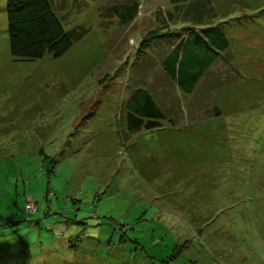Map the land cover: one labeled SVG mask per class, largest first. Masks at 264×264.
Wrapping results in <instances>:
<instances>
[{
    "label": "rangeland",
    "instance_id": "374dc122",
    "mask_svg": "<svg viewBox=\"0 0 264 264\" xmlns=\"http://www.w3.org/2000/svg\"><path fill=\"white\" fill-rule=\"evenodd\" d=\"M51 1L85 34L23 60L0 0V264H264V0H203L232 45L191 95L138 64L169 12L197 27L177 18L192 0ZM142 77L163 86L157 129L129 126Z\"/></svg>",
    "mask_w": 264,
    "mask_h": 264
},
{
    "label": "trees",
    "instance_id": "16d2710c",
    "mask_svg": "<svg viewBox=\"0 0 264 264\" xmlns=\"http://www.w3.org/2000/svg\"><path fill=\"white\" fill-rule=\"evenodd\" d=\"M182 1L171 0L177 8L179 5L180 8L184 6ZM205 3L207 2L203 0H192L185 11L184 8H178L177 18H181L180 15L186 11L190 12L194 15L197 27L175 29L170 24L174 17L169 12L166 18L163 17L162 23H165L163 26L156 25V28L144 35L142 50L146 55L140 58L142 61L138 64L139 70H148L155 60L157 64L154 69L169 82L168 86L178 88L185 95H191L196 91L199 83L222 58H225L232 45L226 23L234 18L219 17L213 8L211 12L206 13L202 8ZM61 7L63 6H57L56 2L51 0H5L11 55L23 60L42 59L46 55L60 57L80 40L85 32L79 33L65 27L59 10ZM137 9V5L132 8L133 12H121L117 8H112L108 11L110 14L103 16L109 19L118 16L120 25H127L135 19ZM215 17L216 22H213ZM154 41H158L155 42L157 48L152 46ZM150 75L154 79V71ZM146 77L148 76L145 74L144 78ZM151 81V78L144 79L138 87L130 91L127 109L131 129L140 130L142 127L149 130L157 129L162 126L161 120L167 118V110L161 106L162 102L157 98L160 92L155 93L156 88L162 92L163 86L160 87L158 83L150 86ZM77 237L80 236H75Z\"/></svg>",
    "mask_w": 264,
    "mask_h": 264
}]
</instances>
